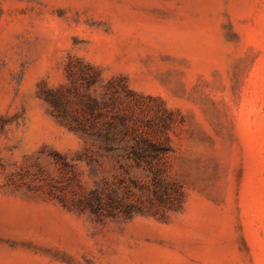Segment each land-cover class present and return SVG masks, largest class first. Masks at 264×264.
Masks as SVG:
<instances>
[{
    "label": "rangeland",
    "instance_id": "1",
    "mask_svg": "<svg viewBox=\"0 0 264 264\" xmlns=\"http://www.w3.org/2000/svg\"><path fill=\"white\" fill-rule=\"evenodd\" d=\"M0 264H264V0H0Z\"/></svg>",
    "mask_w": 264,
    "mask_h": 264
},
{
    "label": "trees",
    "instance_id": "2",
    "mask_svg": "<svg viewBox=\"0 0 264 264\" xmlns=\"http://www.w3.org/2000/svg\"><path fill=\"white\" fill-rule=\"evenodd\" d=\"M54 110L57 112V116L61 117L59 110L56 105H53ZM77 128L85 133L89 134L93 140H99L104 148V151L109 154H115L119 148H123L126 152L124 157L126 159H134L137 162H142L146 165H150L151 161L160 158L161 155L167 153L169 149L162 143L158 141H153L149 138H131L126 139V135L116 136L113 134V127L108 126L103 135L92 133L89 129H86L83 125L77 124ZM128 138V137H127ZM119 157L118 155H116ZM90 163L95 162L93 158L88 159ZM119 167L123 168V164L119 163ZM126 172V171H125ZM151 185L153 186L152 193L156 197L160 204H172L173 199H171V194H177L180 191V186L171 183L166 184L160 176L162 170H154L151 172ZM101 185L90 190L85 197L77 201V206L82 210L88 211L97 219L103 217H114V216H124L127 217L133 212H142L143 209L135 204H126L119 200L115 196V188L109 190L110 187L107 185L106 181H102ZM122 183V182H119ZM132 183H136L132 181ZM171 193V194H170ZM128 194V191H126ZM179 194V193H178Z\"/></svg>",
    "mask_w": 264,
    "mask_h": 264
}]
</instances>
